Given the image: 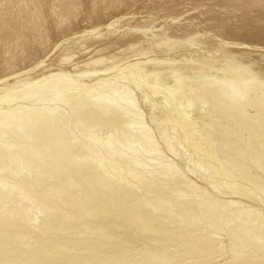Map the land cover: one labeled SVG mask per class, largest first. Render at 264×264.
Here are the masks:
<instances>
[{
    "label": "rangeland",
    "instance_id": "1",
    "mask_svg": "<svg viewBox=\"0 0 264 264\" xmlns=\"http://www.w3.org/2000/svg\"><path fill=\"white\" fill-rule=\"evenodd\" d=\"M87 1L89 3H87ZM98 1L99 0H81L80 9L77 11L78 13H75L79 15L75 17V19L69 20L66 25H58L56 21L60 14L59 8L56 7L55 0H42L41 7L43 9L40 7L39 12L43 16L42 23L45 27L47 48H50V51L45 58L40 57L41 59L37 58L38 60L26 61L24 65L20 66L23 67L22 69L27 68L28 70V68L31 69L32 67L33 69L19 73L18 75L16 74L15 76H9L11 78L8 79L5 75L6 80L0 82L2 84L6 83L9 87L13 80L19 78L18 82H22L23 78L28 74L38 72L41 68L52 69L53 67L55 71L65 70L69 72L65 77L55 79L49 78L46 82L44 78L42 84H39L41 81L37 83L34 81L33 83L35 84L30 83L28 87L18 89L21 92L18 91V94L11 96V98L9 96V100L8 97L5 98L6 100H0V123L2 125H5L2 121L10 122L12 119L23 122L18 124L17 127L11 126L9 129H4L5 131L2 132V134L0 132L1 146H4V148H15L23 145L29 146L27 144H31V142L32 144L30 146L37 145V139L30 138V136L25 137L26 139L23 137V139H18L14 136L15 133L11 132H18L26 125L28 126V122H32L33 119V122H39L36 123V126L35 122L33 123V130L37 128V131H40L42 128L41 122L44 120L42 118L45 117L46 123L49 121V125L46 124V126H49V128L52 126V129H50L52 133L48 138L51 141H46V149L44 150L46 155L41 153L42 157L39 159L45 160L46 157L48 162L53 163L56 161L55 158L60 154H64L70 157V161L68 162L74 163L72 159L74 160L76 156L87 155L85 156L86 158L89 157L88 159L96 161L95 166L98 169L104 170L102 179L108 177L106 169L109 162L110 164H114L113 166L118 167L116 170L117 172L114 173V177L118 179V183L120 182L118 185L119 189H115L116 191H113V194H111L109 190H114L115 187L113 186V188L111 187L112 185H108L107 182L105 183L97 178L98 175L95 172L98 170L96 167H92L91 171H87L86 168L81 165L77 174L71 175L70 180H72L74 184L72 185L71 183L72 186L67 187V189L73 187L76 188L79 193L81 192L79 196L83 199L82 203L85 205V209H90L91 215L87 216L86 213H81L82 216L80 215V219L76 220V223L80 227H71L66 223V220L61 222V224L57 222L59 214L56 211L65 212L67 210L66 212L70 213L69 209H66L60 203L57 204L58 206L48 205L52 208H48V212H46V228L57 226V229H48L46 234L39 237L42 239L37 242L38 244L34 243L33 248H38L43 242L46 243V246L53 245L52 247L54 250L52 249V252L46 255L47 264H174V261H176L177 264H190L191 261H196L200 256H203L202 259L204 261L210 259L212 264H241V258L245 255L252 257L253 255L260 254V252L264 255V160L262 159L264 158V87L260 84V71L262 68L264 69V42H261V44L255 43L253 44L254 46L250 43L247 44V41H239L240 39L235 40L236 42L234 40L229 42L230 38L228 39L227 37V40L224 36L220 38L219 35H217V29L212 27L209 28L211 23L228 18L229 14L227 13L229 10L234 8L236 11H239L244 3L251 0ZM50 12L55 13L53 18L50 17ZM87 28L94 29V33L84 32ZM178 32L181 36H187V38L190 39H194L199 35H205L208 39L205 37V40L196 42L201 45L193 44L195 42L191 41L185 46L181 44V46H179L181 48L177 49L178 45L175 42ZM98 37L101 41L96 43V48L89 49L88 52L81 51L77 55L73 53L81 42H85V40L89 39L98 40ZM223 38L225 41L222 40ZM209 39L210 41L213 39L211 41L212 44H221L223 42L222 44L226 46L227 43H229L230 45L228 44L227 47L229 50L235 51L237 49L239 51L241 47V51L254 52L258 50V52L256 51L257 54H260L259 51L262 52L260 57L262 61L258 63L253 62V66L246 63L245 60L239 59L229 51H223L218 48L209 49V46L212 45L211 42L209 44ZM109 42H111V44ZM224 42H226V44ZM124 43L125 46L122 45ZM233 43L236 47L232 45ZM128 44H130L129 47H127ZM207 45L208 47H206ZM246 46H250V48L252 46V48L248 49ZM58 48H62L60 50L62 51L61 53H55V50ZM116 48L120 50H116ZM139 48L141 50H137ZM200 50H203L205 55L207 54L206 56L208 59L213 61L208 62V66L219 64L223 67L219 69L222 77L217 74V68H215L210 72H208L209 70H206L207 72L200 69L198 72L195 70V74L191 75V78L198 76L197 74L202 71L208 74L207 77H213V79H217L218 81L219 79L222 81L225 79L228 84L234 86L235 89L233 91L236 92V94L230 93L225 87L222 88V86H224L223 84L222 86L219 84L216 86L218 89L214 88L212 92L210 91V96H213L211 98L213 101H208L206 103L207 100H203L204 105L201 106L203 102L201 103L199 99V101L195 99L199 103L196 101L193 103L189 102L190 98H188V93L190 94V90H186L187 93L184 87L181 88L180 85H177V88H179L178 91H181V94L179 93L177 95L175 94V90H173L174 88H168L170 84H173L171 83L172 80L168 79L169 81L167 80L166 83L168 84L166 86L162 85L155 88L149 86L147 83L154 77L159 76L158 72L164 76L167 75V70L164 69V67L161 70H154L151 72L150 70L152 68L146 69L147 63L165 64V61H167V64L170 62L180 63L182 62L180 58L187 57L186 61L184 60V65H187L186 63H188L189 66L191 63L195 65L197 61H200ZM129 51L134 52L130 56L125 55L131 53ZM114 52L115 54L121 53V56L120 59H116L118 63L112 69L101 72L98 71L92 75L79 74V78H77L79 75L75 77L71 74L72 71H76H74L76 68L88 70L90 67L102 65L108 63V61L111 63L112 61L111 59L109 60V55H113ZM190 60L191 62H189ZM193 65L191 66L193 67ZM229 68L230 70H228ZM232 68L236 69L234 77L229 74H233ZM95 69L99 70L100 68L98 67ZM190 71H194L193 68H191ZM263 72L264 70L262 73ZM190 73L193 74V72ZM70 74L72 78L69 76ZM137 75L138 77L134 78V82L136 85H142V89L136 87L132 81H128L127 79V77H135ZM216 75H219V79ZM187 76L188 75H186V77ZM129 80H131V78ZM122 84L129 86L126 87ZM259 84L260 86L257 87ZM7 85L0 87V90L5 91L3 89H5ZM62 85L66 88V92L64 91V93H62L60 89ZM160 88L161 90H159ZM253 89H256L257 93ZM143 90H145L146 95L149 97L144 95ZM18 96L20 97L19 99L17 98ZM142 96L146 97V100ZM104 97H106L105 99L110 98L109 106L106 107L107 109H104L106 112H90V107H87V112L85 111L88 104L90 106L95 100L100 101V98L102 100ZM239 98H245L246 105L244 102L242 103L239 101ZM158 100H163V103L161 102L159 104V102H157ZM78 101H80L78 104L73 105ZM195 104L198 105L195 106ZM79 105L83 108H76V106ZM117 105L120 109H116L119 108ZM20 106L24 107L25 110H19L20 112L15 111L16 109H21ZM206 106L210 107L207 108ZM40 107H43L42 112H37ZM10 109L12 113H14L15 118L13 117L9 119V121L4 117H7L9 113L10 117L13 115L9 112ZM111 109L114 111L112 112ZM204 109L207 110V113ZM77 110H80L82 113L79 114L80 111ZM120 110H122V112ZM116 112L121 114L119 116H122L121 118L124 122L117 130L112 126V123L116 124ZM126 112H128L127 115L130 114L133 119L130 118V115L126 117L127 115H124ZM39 113H42V115H39ZM114 114L116 118L113 116ZM129 118L131 119V123ZM134 118L137 120L135 121ZM1 124L0 129L2 126ZM91 127H93V129ZM138 127H140L139 129H141L142 132L137 129ZM245 127L246 129H244ZM86 129L87 131L91 129L89 133L92 132V135H89L92 136L93 139L95 137V141H98L97 138H99V140L107 139L106 142H104L105 140L98 142L100 145L94 144V140V142L92 141L90 144L86 143L87 141L85 138L87 135L84 134ZM115 131H118L120 134ZM55 133L57 134L55 135ZM61 133L64 136H62ZM122 133H126L127 136H129L126 137V134L122 135ZM123 136L126 140L130 138V140H127L128 143L123 140ZM108 138L111 142L108 141ZM84 139L85 142L83 141ZM117 139H120V141ZM121 141L122 143L120 144ZM47 143L49 145H47ZM110 143H112V145ZM124 143H127V145ZM39 144L40 142H38V145ZM115 147H117V149ZM121 147L123 148L121 149ZM146 150L149 152L144 153ZM154 151L156 153H154ZM260 157L261 161L259 160ZM145 159L149 160L146 161ZM13 162L15 164L11 162L7 165V170L3 168L1 171L0 169V191L2 190L9 196L19 197L20 189L19 187L16 188V179L13 178L11 174V176H8L7 173L10 169L19 167L22 161H20V163H17V161ZM11 164L16 166H10ZM67 164L70 165L67 162L58 163L60 171L57 170L59 169L58 166L51 168L47 165L46 167L48 169L51 168L52 171L55 170L53 173H50V170L48 175L58 177L56 174L62 172ZM125 165L127 166L126 168ZM26 175L24 174L22 177L23 179L19 182H29L28 178L31 174H28V176ZM87 178L91 179L87 180ZM2 180L4 181L2 182ZM131 189L139 190L137 193L141 195L140 197L146 205V207L144 205L142 209L144 211L151 210L153 212L149 214L152 218L146 219V222H143L142 219L140 220L139 218L138 222L140 223V221H142V223H140L141 225L152 223L154 228L163 230V233L153 232L146 234L135 226L131 216L139 214V212L143 210L141 208H132L127 204L128 199L130 200L132 198V193H129ZM140 191H143V194ZM48 194L49 193L46 192V195ZM39 199L42 202L43 199ZM35 200L36 205H41L37 198H35ZM188 201L190 203H188ZM156 203L161 205L159 210H154V205ZM5 205L7 206L8 204ZM117 205H119V208L121 207V210L116 208ZM1 206L3 207V205ZM19 207L20 205L15 208ZM9 210L12 211L10 208ZM239 210L242 211V214H240ZM117 211H120L119 214ZM3 214L4 213H2V215L0 214V225H2L0 226V232L4 231L3 235H5L14 232L17 225L14 226V224H12L13 220H10L7 214ZM123 214H126V216ZM188 214L190 216H188ZM70 216L72 217L73 215ZM185 216H188V220ZM73 217L75 218V216ZM90 217H92L91 221L88 225L83 227L86 223L85 219L88 221ZM8 219L12 223H10ZM103 222L106 223L104 224ZM122 222L124 225H120ZM184 222H186V224H184ZM102 224L104 225L103 227ZM201 226L206 227H203V229ZM176 228H179V234L190 231L192 236L188 240L182 239L181 237L169 239L165 233L175 230ZM27 232H30L29 236L33 238L32 240H36L37 237L34 238V231ZM102 235L104 236L101 237ZM201 235L204 236L203 238H210V240L216 239L215 241H219L220 246L212 248L202 243V241H198L197 236ZM147 238L151 239V241H148ZM96 240L101 243L95 245L94 242ZM91 241L93 243H91ZM40 242L41 244L39 245ZM230 243L233 244L230 245ZM251 243L252 245L254 244L253 247ZM17 248H19V246H17ZM33 248H29L30 250H26V248V251L23 250L24 253H27L25 257L40 258L39 254L32 250ZM261 249H263V252ZM162 253H167L166 258H168L170 262L163 261L161 263H156L154 259H152V256L157 257ZM22 254H20V256ZM14 257L11 256L7 258H13L14 264H28L29 262L31 264L38 263L37 259L36 263L35 260H30L25 263L22 260H17L16 258L18 256Z\"/></svg>",
    "mask_w": 264,
    "mask_h": 264
},
{
    "label": "bare ground",
    "instance_id": "2",
    "mask_svg": "<svg viewBox=\"0 0 264 264\" xmlns=\"http://www.w3.org/2000/svg\"><path fill=\"white\" fill-rule=\"evenodd\" d=\"M41 1L42 0H0V82L1 81H5L6 80V76H7V79L8 78H11L9 76H15L16 74L18 75L19 73H22V72H27L28 70H31L33 69V67L30 69L27 68L26 69H22L23 67H20L22 65H24V63L26 61H30V60H38L40 57L42 58H45L48 54V52L50 51V48L48 49L47 48V39H46V32H45V27L42 23V19H43V16L41 15V13L39 12V9L41 7ZM100 1V0H99ZM98 1V2H99ZM123 1V0H122ZM55 4H56V7L59 8V14L60 16L57 17V21H56V24L58 25H61V24H68L67 22L69 20H72L73 18L75 19V17H77L79 14H75V13H78L77 11L80 9V6H81V0H55ZM93 2V1H92ZM154 2V1H152ZM192 2V1H191ZM50 3V1H49ZM87 3H89L87 1ZM86 4V3H85ZM105 4V3H104ZM83 5V4H82ZM97 5V4H96ZM115 5V4H114ZM113 5V6H114ZM234 5V4H233ZM237 5V4H236ZM90 7V6H89ZM107 7V6H106ZM42 8V7H41ZM109 8V7H108ZM43 9V8H42ZM93 9V8H92ZM105 9V8H104ZM107 9V8H106ZM100 10V9H99ZM58 11V10H57ZM94 11V10H92ZM106 11V10H105ZM90 12V11H89ZM109 12V11H108ZM114 13V12H113ZM54 14L53 12H50L49 15L50 17H54ZM229 14V17L228 18H224V20H220L218 22H214V23H211L209 25V28L212 27V28H215L217 29V32L219 35V37H223L227 40V37L228 39L230 38L229 42L231 40H238L240 39L239 41H243L246 42L247 44H258L261 42H264V0H251V1H248L246 3L243 4V6L240 7V10L239 11H236L234 8H232L231 10L228 11ZM93 15V14H92ZM207 15V14H206ZM57 16V15H56ZM84 16V15H83ZM114 16V15H113ZM193 16V15H192ZM228 16V15H226ZM220 17V16H219ZM90 18V17H89ZM176 19V17H175ZM177 20V19H176ZM175 21V20H173ZM73 26V24H72ZM109 27V26H108ZM111 28V27H110ZM214 30V29H212ZM93 32L94 29H89L87 28L84 32ZM61 32V31H60ZM188 32V31H187ZM210 32V31H209ZM58 33V32H57ZM73 33V32H72ZM94 33V32H93ZM75 35V34H74ZM177 38H176V42L177 45H178V48H181L179 46H181V44H184L183 46L187 45V43H190L191 41H194L195 43L193 44H199V43H196L197 41H202V40H205V37L207 38V36H198L194 39H190V38H187L184 37V36H181L180 33L178 32L176 34ZM216 36V35H215ZM89 37V36H88ZM59 38V37H58ZM216 38V37H215ZM224 38L222 40H224ZM208 39V38H207ZM108 40V39H107ZM184 40H187V41H184ZM213 40V39H212ZM211 40V41H212ZM216 40V39H215ZM218 40V39H217ZM65 41V40H64ZM101 40L100 38L98 37V40L94 39V40H85V42H81L79 44V46L76 48V50H74V54L77 55L79 52L81 51H86L88 52L89 49H94L96 48V43H99ZM184 41V42H183ZM210 39H209V44H210ZM225 41V40H224ZM233 41V42H234ZM183 42V43H182ZM219 42V40H218ZM236 42V41H235ZM238 42V41H237ZM111 44V42H109ZM223 43V42H222ZM212 44L211 42V46H209L210 48L209 49H222L223 51H229L230 53L236 55V57H238L239 59L241 60H245L246 63H248L249 65H253L254 66V63L253 62H261L262 60H260L261 58V55H262V52L259 51L260 54H257L256 51L258 52V50L256 51H251V52H247L245 50L241 51L242 50V47H241V50H229L228 47V44L225 46L223 44ZM226 44V42H224ZM118 44V43H116ZM143 44V43H142ZM206 44V43H205ZM204 44V45H205ZM244 44V43H243ZM56 45V44H55ZM125 46V43L122 44ZM135 45V44H134ZM144 45V44H143ZM201 45V44H199ZM230 45V44H229ZM234 45V43L232 44ZM238 45V44H236ZM241 45V43H240ZM54 46V45H53ZM82 46V47H81ZM130 44L127 45V47H129ZM235 46V45H234ZM254 46V45H253ZM259 46V45H258ZM262 46V45H261ZM264 46V45H263ZM117 47V46H115ZM200 47V46H199ZM208 47V45L206 46ZM230 47V46H229ZM236 47V46H235ZM248 49L250 48V46H246ZM245 47V49H246ZM257 47V46H256ZM189 48V46H188ZM232 48V47H231ZM239 48V46H238ZM244 48V46H243ZM252 48V46H251ZM250 48V49H251ZM261 48V47H259ZM62 48H58L57 50H55V53L58 52V53H61L62 51H60ZM119 48H116V50H118ZM123 49V48H122ZM195 49V48H194ZM234 49V48H233ZM71 50V49H70ZM98 50V49H97ZM120 50V49H119ZM135 50V49H134ZM137 50H141L140 48L137 49ZM143 50V49H142ZM205 50V49H204ZM254 50V49H253ZM54 51V50H53ZM91 51V50H90ZM125 51V50H124ZM123 51V52H124ZM136 51V50H135ZM249 51V50H248ZM118 52V51H117ZM121 52V51H119ZM122 52V53H123ZM131 53H127L125 55H132L133 52L132 51H129ZM179 52V51H178ZM176 52V53H178ZM188 52V51H187ZM195 52V51H194ZM54 53V52H53ZM175 53V54H176ZM184 53V52H183ZM100 54V53H99ZM119 54V55H118ZM199 54H201L199 57H200V61H197L195 65H193L191 63V65H193V67L189 66L188 63H186L187 65H184L185 64V61H186V58H180V61L182 62H178V63H168L167 64V61H165L166 63L165 64H161V63H147V67L146 69H151L150 71L153 72L154 70H161L163 67L164 69L167 70L166 74L167 75H163L161 74L160 72H158V75L159 76H156L154 77L151 81L147 82L149 84V86H152V87H158V86H166L168 83L167 80H172L171 83L173 84H170L168 86V88L172 87L171 89L175 90V94H181V91H178L179 88H177V85H180L181 88L184 87L185 91L187 90H190V94L188 93V98H190V103L196 101L195 99H199L201 100V103L203 102V104L201 106L204 105V101H206V103L208 101H213V99H211L213 96H210L211 95V92L214 88H216V86H218L220 84V86H222V84L224 86H222V88H226L227 90H229V92L232 94H236V92H234L233 90L235 89L234 86L228 84V82L224 79L223 81L219 79V75L222 77L221 73H220V68H223L221 67L219 64L218 65H214L212 64L211 65H207L208 62L212 61L210 59H208V57L205 55V52L203 50H200L199 51ZM101 55V54H100ZM186 55V54H185ZM189 55V54H188ZM198 55V54H197ZM120 56H121V53H117L115 54V52L113 53V55H109V60L111 59V63H104L102 65H97L95 67H90L88 70H85L82 66L83 69H80V68H76L74 69L75 72H71L72 75H74L76 77V75L78 76L79 74H94L95 72L97 73L98 71H105V70H109V69H112L117 63H118V60H116L117 58L120 59ZM182 56V55H181ZM192 56V55H191ZM38 58V59H37ZM64 58V57H63ZM210 58V57H209ZM222 58V57H221ZM41 59V58H40ZM100 59V58H99ZM124 59V58H123ZM176 59V58H175ZM197 59V58H196ZM70 60V59H69ZM72 60V59H71ZM85 60V59H84ZM164 60V59H163ZM174 60V59H173ZM185 60V61H184ZM103 61V60H102ZM172 61V60H171ZM37 62V61H35ZM95 62V61H94ZM177 62V61H176ZM191 62V60L189 61ZM213 62V61H212ZM98 63V62H96ZM182 63V64H181ZM215 63V62H214ZM220 63V62H219ZM243 63V62H242ZM40 64V63H39ZM93 64V63H92ZM143 64V63H142ZM27 65V64H26ZM30 65V64H29ZM95 65V64H94ZM262 65V64H261ZM18 66V67H17ZM256 66V65H255ZM31 67V66H30ZM36 67V66H35ZM100 68L99 70L98 69H95V68ZM232 67V66H231ZM230 67V68H231ZM263 67V66H262ZM19 68V69H18ZM56 68V67H55ZM93 68V69H92ZM193 68L194 71H190V69ZM215 68H217V74L219 75H216V77H218L219 81L217 79H213V77H207L208 74H205V72H202L203 70H209L208 72L210 71H213ZM230 68L228 70H230ZM53 69V67H52ZM47 69V68H44V69H39L38 72H34V73H30L28 74L25 78H23V81L22 82H18V79H15L11 82V84L8 85L5 83V84H2L0 85V87H4L5 85H7V87L3 90L5 91H1L0 90V100L1 99H5L6 97H8V100H9V96L11 98V96H15L17 95L18 91L21 92L20 88H26L30 85V83L32 84L34 81L35 83L41 81L39 84H42L44 82V78H45V82L47 80H49V78L51 79H55V78H62V77H65V75H67L69 72L65 71V70H57L55 71L54 69ZM200 70H202L199 75V73L197 74L198 76L196 77H192L191 78V75H194L195 74V70H197V72ZM246 69V68H245ZM144 70V69H143ZM224 70V69H223ZM264 69L262 68V70L260 71L261 73V79H260V84H262V87H264V72L262 73ZM183 71V73H182ZM193 72V74H191L190 72ZM216 71V70H215ZM196 72V73H197ZM207 72V71H206ZM227 73V72H226ZM232 73H229L232 77L235 76L236 74V69L232 68ZM71 74L69 75L71 77ZM123 74V73H122ZM171 74V75H170ZM241 74V73H240ZM6 75V76H5ZM80 75L77 77L79 78ZM186 75H188L186 77ZM215 75V74H214ZM237 76V75H236ZM83 77V76H82ZM138 77L135 76V77H127L128 81H132L134 84V78ZM172 77V78H170ZM186 77V79H185ZM72 78V77H71ZM131 78V80H129ZM215 78V77H214ZM107 79V78H106ZM109 79V78H108ZM126 79V80H127ZM191 79V80H190ZM222 79V78H221ZM124 80V79H123ZM157 80H161V81H157ZM168 80V81H169ZM197 80V81H196ZM20 81V80H19ZM252 81V80H251ZM107 82V81H105ZM104 82V83H105ZM109 82V81H108ZM122 82V81H121ZM33 83V84H35ZM69 83V82H68ZM129 83V82H128ZM179 83V84H178ZM234 83V82H233ZM107 84V83H106ZM113 84V83H112ZM236 84V83H235ZM251 84V83H250ZM257 85V87L260 86ZM13 85V86H12ZM38 85V84H37ZM71 85V83H70ZM114 85V84H113ZM117 85V84H116ZM123 85V84H122ZM144 85V84H143ZM146 85V83H145ZM240 85V84H239ZM25 86V87H24ZM78 86V85H77ZM123 86H126V85H123ZM129 86V85H128ZM126 86V87H128ZM131 86V85H130ZM134 86V85H133ZM136 87H140L142 85H136ZM232 86V87H231ZM250 86V85H249ZM32 87V86H31ZM146 87V86H145ZM231 87V88H230ZM107 88V87H106ZM147 88V87H146ZM177 88V89H176ZM30 89V88H29ZM61 92L64 93L65 89L64 88V85L61 86ZM123 89V88H122ZM129 89V88H128ZM127 89V90H128ZM142 89V88H141ZM148 89V88H147ZM158 89V88H157ZM156 89V90H157ZM218 89V87L216 88ZM221 89V88H219ZM113 90V89H112ZM134 90V89H133ZM140 90V89H139ZM161 90V88L159 89ZM223 90V89H222ZM254 90V89H253ZM68 91V90H67ZM71 91V90H70ZM142 91V90H141ZM177 91V92H176ZM184 91V90H183ZM182 91V93H183ZM211 91V92H210ZM215 91V90H214ZM218 91V90H217ZM225 91V90H224ZM256 93V89L254 90ZM66 92V91H65ZM69 92V91H68ZM75 92V91H73ZM122 92V91H121ZM125 92V91H124ZM210 92V93H209ZM220 92V91H218ZM61 93V94H62ZM119 93V92H118ZM130 93V92H129ZM143 93L145 96H148L146 95L145 93V90H143ZM217 93V92H216ZM21 94V93H20ZM66 94V93H65ZM98 94V93H97ZM93 95V94H92ZM124 95V94H123ZM214 95V94H213ZM27 96V95H26ZM79 96V95H78ZM127 96V95H126ZM187 96V95H186ZM23 97V95H22ZM59 97V96H58ZM86 97V96H85ZM127 97H130V96H127ZM144 99L146 97L142 96ZM149 97V96H148ZM240 97V96H239ZM18 99L20 98L19 96L17 97ZM62 98V97H61ZM106 97H104L105 99ZM15 99V97H14ZM102 99L100 98V101L98 100H95L94 102L91 103V105L89 106H86V112H87V107L90 109V112H106V110H104L107 106H109V103H110V98H107V99ZM129 99V98H128ZM215 99V98H214ZM242 103L244 102L245 103V98L241 99L239 98ZM6 100V99H5ZM11 100V99H10ZM66 100V99H65ZM127 100V99H126ZM146 100V99H145ZM157 100V99H156ZM198 100V101H199ZM204 100V101H203ZM4 101V100H3ZM163 101V100H162ZM162 101H157L159 102V104L162 102ZM198 101H196L197 103H199ZM248 101V99H247ZM80 101L74 103L73 105L75 104H78ZM134 102V101H133ZM168 102V100H167ZM5 103V102H4ZM163 103V102H162ZM188 103V102H187ZM212 103V102H210ZM215 103V102H214ZM241 103V104H242ZM9 104V103H8ZM84 104V103H83ZM165 104H166V101H165ZM164 104V105H165ZM213 104V103H212ZM198 105V104H195V106ZM206 105V104H205ZM214 105V104H213ZM218 105V104H217ZM246 105V103H245ZM4 106V105H3ZM113 106V105H112ZM194 106V104H193ZM199 106V107H201ZM243 106V105H242ZM21 107V106H20ZM78 107V109L80 108H83L82 106H76V108ZM115 107V106H114ZM117 107H119L117 105ZM126 107V106H125ZM205 107V106H204ZM203 107V108H204ZM207 107V106H206ZM210 107V106H208ZM207 107V108H208ZM234 107V106H233ZM23 108V109H22ZM43 108V107H42ZM42 108L40 107L38 109L37 112H42ZM112 108V107H111ZM206 108V109H207ZM231 108V107H230ZM1 109V108H0ZM37 109V108H36ZM85 109V108H84ZM107 109V108H106ZM110 109V108H109ZM114 109V108H113ZM116 109H120L119 108H116ZM124 109V108H122ZM126 109V108H125ZM19 110H25L24 107H21V109H16L15 111H19ZM35 110V109H34ZM76 110V109H75ZM199 110V108H198ZM205 110V109H204ZM61 111V110H60ZM77 111H80V110H77ZM112 111V109H111ZM114 111V110H113ZM112 111V112H113ZM116 111V110H115ZM122 112V110H120ZM127 111V110H126ZM207 110H205L206 112ZM209 111V110H208ZM2 112V111H1ZM11 114H13L11 117L9 116L10 113L7 115V117H4L6 120H9V119H12L13 117L15 118L14 116V113H12L11 109L10 111ZM20 112V111H19ZM59 112V111H58ZM84 112V113H86ZM202 112V111H201ZM243 112V111H242ZM8 113V112H7ZM6 113V114H7ZM27 113V112H26ZM74 113V112H73ZM82 113L81 111L79 112V114ZM117 113V120H116V124H113L112 123V126H114L115 130H117L118 128H120L122 126V124L124 123L122 121V116L120 117L119 115L121 114H118ZM125 113V112H124ZM207 113V112H206ZM17 114V112H16ZM21 114V113H20ZM23 114V113H22ZM25 114V113H24ZM42 115V113H39V115ZM110 114V113H109ZM128 112H126V114L124 115H127ZM243 114V113H242ZM19 115V114H18ZM27 115V114H26ZM38 115V116H39ZM97 115V114H96ZM130 115V114H129ZM129 115H127L126 117H128ZM17 116V115H16ZM28 116V115H27ZM26 116V118H27ZM104 116V115H103ZM113 116H115L116 118V115L114 114ZM236 116V115H235ZM51 117V116H50ZM125 117V118H126ZM241 117V116H240ZM19 118V117H18ZM22 118V117H21ZM58 118V117H56ZM62 118V117H61ZM130 118L133 119V117H131L130 115ZM129 118V119H130ZM24 119V118H23ZM31 119V118H29ZM37 119V118H36ZM42 120L43 122L42 123V128L40 131H37V128H35V130H33V120L32 122H28V126L26 125L25 127H23V129H20L18 132H15V131H12L11 133H15L14 136L16 138H25L27 136H30V138H35L37 139V145H38V142H40V146L38 145H32V142L31 144H27L29 146H20V147H15V148H4V146H1L2 144H0V169L2 171V169L4 168V170H7V165L10 164L11 162L14 163L13 161H17V163H20V161H22L20 164L19 167L15 168V169H8V176H11L13 178L16 179V185L19 189H20V196L19 197H16V196H9L7 195L5 192H3L2 190L0 191V214L2 215V213L4 214H7V217L10 218V220H13L12 222L9 220L10 223L17 225L16 227V230L12 233H7L5 235L4 234V231L3 232H0V257H4V258H0V264H14L13 262V258H7V257H14V256H18L16 259L17 260H22L24 261L25 263L28 262V261H32V260H35V263L37 262L38 260V263L37 264H47L46 263V255L49 253V252H52V249L54 250V248L52 246H46V243H42L41 242L39 243L40 246H38V248H33L34 246V243L35 244H38L37 242L40 241L42 238H39L40 236H42L43 234H46V231L48 229H57V226H52L51 228H46V224L47 222L45 221V216H46V212H48V208H50V206L48 205H57L58 203L62 204L66 209H69L70 210V213L68 212H62V211H56L58 214H59V217H58V220L57 222L61 224V222H64L65 220L67 221L66 223L69 224L71 227H80L77 223H76V220L80 219L79 217L82 216L81 213H86L87 216H90V209H85V205L82 203L83 199L79 196V191L76 190V188H69L67 189V187H70L72 186L74 183L72 182V180H70L71 178V175H75L77 174V171L80 170L79 167L81 165L84 166V168H86L87 171H91L92 170V167H96V161L93 160V159H88L86 158L85 156L87 155H81V156H76L74 158V160L72 159V161L74 163H71V162H68L70 161V157L64 155V154H60L57 158H55L56 161H54L53 163L52 162H48L46 157H45V160H41L39 159L40 157H42V154L46 155V153H44V150L46 149V141L49 142L51 140H49L48 138L50 137L51 135V131L50 129H52V126L51 128H49V126H46V124L49 123V121L46 123V119L45 117H43ZM128 119V118H127ZM131 119H130V123H131ZM135 119V118H134ZM51 120V119H50ZM112 120V119H111ZM125 120V119H123ZM137 119H135L136 121ZM2 121V120H1ZM10 121V120H9ZM23 121V120H22ZM27 121V120H26ZM61 121V120H60ZM128 121V120H127ZM133 121V120H132ZM263 121V120H262ZM3 124L5 125H2L1 123V134L2 132H4L6 129H9L11 128V126H18V124L20 123H23L21 122L20 120H14L12 119L10 122L8 121H2ZM38 122V121H37ZM35 122V126H36V123ZM74 122V121H73ZM126 122V121H125ZM160 122V121H159ZM227 122V121H226ZM39 123V122H38ZM129 123V122H127ZM137 123V122H135ZM51 124V123H50ZM138 124V123H137ZM136 124V125H137ZM244 124V123H243ZM49 125V124H48ZM56 125V124H55ZM78 125V124H77ZM93 125V124H92ZM126 125V124H125ZM158 125V124H157ZM260 125V124H259ZM34 126V127H35ZM54 126V125H53ZM57 126V125H56ZM54 126V127H56ZM88 126V125H87ZM139 126V125H138ZM141 126V125H140ZM252 126V125H251ZM124 127V125H123ZM128 127V126H126ZM250 127V126H249ZM255 127V126H254ZM39 128V127H38ZM57 128V127H56ZM93 129V127H91ZM133 128V127H132ZM140 127H138L137 129H139ZM142 128V127H141ZM159 128V127H158ZM260 128V126H259ZM5 129V130H4ZM130 129V128H129ZM238 129V128H237ZM246 129V127L244 128ZM252 129V127H251ZM255 129V128H254ZM91 129H89L90 131ZM135 130V129H134ZM141 131V129H139ZM253 130V129H252ZM57 131V130H56ZM55 131V132H56ZM61 131V130H59ZM89 131H87V129L85 130V133L86 134V143L90 144V142H92L93 140L95 141V137L93 139L92 136H90L89 134H91L92 132L89 133ZM139 131V132H140ZM246 131V130H245ZM249 131V130H248ZM251 131V130H250ZM8 132V131H6ZM113 132V131H112ZM116 132V131H115ZM114 132V133H115ZM121 132V131H120ZM135 132V131H134ZM142 132V131H141ZM58 133V132H57ZM55 133V135L57 134ZM88 133V134H87ZM111 133V132H110ZM112 133V134H114ZM116 133H119L118 131ZM115 133V134H116ZM164 133V132H163ZM245 133V132H244ZM4 134V133H3ZM62 134V133H61ZM70 134V133H69ZM80 134V133H79ZM120 134V133H119ZM124 133H122L123 135ZM126 134V133H125ZM124 134V135H125ZM53 135V134H52ZM60 135V134H59ZM92 135V134H91ZM104 135V134H103ZM146 135V134H145ZM62 136H64L62 134ZM74 136V135H73ZM118 136V135H117ZM129 136V135H128ZM127 134H126V137H128ZM147 136V135H146ZM145 136V137H146ZM243 136V135H242ZM4 137V136H3ZM75 137H78V136H75ZM74 137V138H75ZM81 137V136H80ZM142 137V136H141ZM251 137V136H250ZM14 138V137H13ZM22 138V139H23ZM113 138V137H111ZM117 138V137H116ZM122 138V136H121ZM123 140H125L127 142V140H130L129 139H125V137L123 136ZM254 138V137H253ZM26 139V138H25ZM29 139V138H27ZM48 139V140H47ZM82 139V138H81ZM85 139L83 140L85 142ZM98 141H93L94 144H98V142L100 141H104V140H99V138H97ZM96 139V140H97ZM152 139V138H151ZM3 140V139H2ZM32 140V139H30ZM80 140V138H79ZM107 140V139H106ZM106 140L104 142H106ZM120 141V139H117ZM122 140V141H123ZM138 140V139H137ZM150 140V139H149ZM249 140V139H248ZM70 141V140H69ZM72 141V139H71ZM81 141V140H80ZM108 141L111 142L108 138ZM107 141V143H108ZM113 141V140H112ZM122 141L120 142V144L122 143ZM154 141V140H153ZM34 142V141H33ZM103 142V143H104ZM1 143V142H0ZM7 143V142H5ZM10 143V142H9ZM35 143V142H34ZM33 143V144H34ZM78 143V142H77ZM106 143V145H107ZM128 143V142H127ZM127 143H124L127 145ZM130 143V141H129ZM254 143V142H253ZM8 144V143H7ZM6 144V145H7ZM93 144V143H91ZM102 144V143H101ZM112 145V143H110ZM264 144V143H263ZM9 145V144H8ZM47 145H49L47 143ZM100 145V144H98ZM105 145V144H104ZM103 145V146H104ZM109 145V144H108ZM130 145V144H129ZM115 146V145H114ZM123 146V145H121ZM131 146V145H130ZM8 147V146H7ZM105 147V146H104ZM126 147V146H125ZM134 147V146H133ZM136 147V146H135ZM117 149V147H115ZM123 147H121L122 149ZM86 149V148H85ZM115 149V150H116ZM147 149V148H145ZM260 149V148H259ZM83 150H84V147H83ZM92 150V149H91ZM119 150V148H118ZM256 150V149H255ZM258 150V149H257ZM87 151V150H86ZM123 151V150H121ZM126 151V150H125ZM145 151V150H144ZM152 151V150H151ZM85 152V151H83ZM92 152V151H91ZM99 152V151H98ZM129 152V151H128ZM149 151L146 150V152L144 153H147ZM203 152V151H202ZM262 152V151H261ZM260 152V153H261ZM42 153V154H41ZM142 153V154H144ZM153 153V152H152ZM154 153H156L154 151ZM153 153V154H154ZM258 153V152H257ZM123 154V153H122ZM141 154V153H140ZM126 155V154H125ZM146 155V154H145ZM149 155V154H148ZM152 155V154H151ZM157 155V154H156ZM160 155V154H158ZM259 155V153H258ZM134 156V155H133ZM262 156V155H261ZM99 157V156H98ZM126 157V156H125ZM131 157V156H130ZM136 157V155H135ZM220 157V156H219ZM124 158V157H123ZM137 158V157H136ZM222 158V157H221ZM97 159V158H96ZM156 159V157H155ZM158 159V158H157ZM216 159V158H215ZM223 159V158H222ZM264 160V158H262ZM52 160V159H51ZM121 160V159H120ZM139 160V159H138ZM137 160V161H138ZM146 160V159H145ZM149 160V159H147ZM146 160V161H147ZM261 161V157L259 159ZM263 160H262V163H263ZM50 161V160H49ZM53 161V160H52ZM133 161V160H132ZM145 161V162H146ZM208 161V160H207ZM69 163L70 165L67 164L66 168L62 171V172H59L57 173L56 175L58 177H55V176H50L48 175V172L50 171V173H53V171L55 172V170L52 171L51 168H54L55 166H58L59 170L60 171V166L58 165V163ZM141 162V161H139ZM197 162V161H196ZM144 163V161H143ZM218 163V162H217ZM15 164V163H14ZM13 164V165H14ZM124 164V163H123ZM130 164H131V161H130ZM140 164V163H139ZM12 164L10 166H13ZM18 165V164H17ZM49 165L51 168H47L46 166ZM114 164H110V162L108 163L107 165V173H108V177L107 178H103V171L101 169H98L97 167V178L100 179V181H103V182H107L108 185H112L111 187L114 188L113 189H110L109 191H111V194H113L112 192L116 191L119 189V184L120 182L118 183L116 179V177H114V173H116L118 167L117 166H113ZM170 165V164H169ZM197 165V164H196ZM16 166V165H14ZM128 166V164H127ZM125 165V168L127 167ZM135 166V165H134ZM146 166V165H145ZM117 167V168H116ZM153 167V166H152ZM12 168V167H11ZM135 168V167H134ZM149 168V167H148ZM205 168V167H204ZM46 169H47V172H46ZM122 169V168H121ZM144 169V168H143ZM151 169V168H150ZM136 170V169H135ZM120 171V170H119ZM145 171V170H144ZM160 171V170H159ZM165 171V170H164ZM5 172V171H4ZM122 172V171H121ZM149 172V171H148ZM161 172V171H160ZM31 174V176L29 175V182H19L21 179H23V175L25 174ZM33 173V174H32ZM119 173V172H118ZM117 173V174H118ZM11 174V175H10ZM28 174L26 176H28ZM94 174V173H93ZM124 174V173H123ZM33 175V176H32ZM134 175V174H133ZM155 175V174H154ZM168 175V173H167ZM7 176V175H6ZM118 176V175H116ZM142 176V175H141ZM160 176V175H159ZM121 177V176H120ZM119 177V179H120ZM169 177V176H168ZM4 178V177H3ZM11 178V177H9ZM90 180L91 178H87V180ZM135 179V178H133ZM141 180V179H139ZM4 180H2L3 182ZM8 181V180H7ZM1 182V181H0ZM9 182V181H8ZM117 182V183H116ZM148 182V181H147ZM14 183V184H15ZM25 183V184H23ZM72 183V185H71ZM138 183V182H137ZM197 183V182H196ZM13 184V183H12ZM140 184V183H139ZM15 185V186H16ZM136 185V184H135ZM166 185V184H165ZM175 185V184H174ZM3 186V185H2ZM11 186V185H10ZM13 186V185H12ZM25 186V188H24ZM128 186V185H127ZM131 186V185H129ZM155 186V185H154ZM169 186V185H168ZM206 186V185H205ZM220 186V185H219ZM109 187V186H108ZM150 187V186H149ZM167 187V186H166ZM214 187V186H212ZM216 187V186H215ZM232 187V186H231ZM2 188V187H1ZM140 188V187H139ZM159 188V187H158ZM223 188V187H222ZM24 189V190H23ZM71 189V190H70ZM116 189V190H115ZM179 189V188H178ZM184 189V188H183ZM19 191V190H18ZM187 191V190H186ZM190 191V190H189ZM217 191V190H215ZM46 192L49 193L48 195H46ZM139 190H136V189H131L129 190V193H132V198L128 201H127V204H129L130 207L132 208H143V206L145 205L142 198L140 197L141 195H139ZM141 192V191H140ZM143 192V191H142ZM141 192V193H142ZM44 195H43V194ZM120 193V192H119ZM128 193V194H129ZM109 194V193H108ZM115 194V193H114ZM143 194V193H142ZM156 194V193H155ZM208 194V193H207ZM17 195V194H16ZM121 195V194H120ZM157 195V194H156ZM200 195V194H199ZM242 195V194H241ZM82 196V194H81ZM109 196V195H108ZM128 196V195H127ZM126 196V197H127ZM235 196V195H234ZM83 197V196H82ZM145 197V196H144ZM217 197V196H216ZM35 198H37L39 200V203L41 205H36L35 204ZM43 199L42 202L40 201V199ZM104 198V197H103ZM110 198V197H109ZM211 198V197H209ZM124 199V198H123ZM155 199V198H154ZM206 199V198H205ZM204 199V200H205ZM116 200V199H115ZM149 200V199H148ZM151 200V199H150ZM170 200V199H169ZM159 201V200H158ZM164 201V200H162ZM167 201V200H166ZM191 201V200H190ZM45 202V203H43ZM109 202V201H108ZM116 202V201H115ZM149 202V201H148ZM153 202V201H151ZM185 202V201H184ZM196 202V201H195ZM166 203V202H165ZM188 203H190L188 201ZM211 203V202H210ZM5 204H8L6 206ZM83 204V205H82ZM114 204V203H113ZM167 204V203H166ZM165 204V205H166ZM183 204V202H182ZM3 205V207L1 206ZM18 207L20 205L19 208H15L16 206ZM110 205V204H109ZM122 205V204H120ZM247 205V204H246ZM6 206V207H5ZM58 206V205H57ZM116 206V205H115ZM119 205H117L116 208H119L118 207ZM124 206V205H123ZM128 206V207H129ZM185 206V205H184ZM8 207V208H7ZM127 207V205H126ZM146 207V205H145ZM163 207V206H162ZM165 207V206H164ZM186 207V206H185ZM7 208V209H6ZM12 209L11 210H9ZM121 208V207H120ZM119 208V209H120ZM131 208V209H132ZM161 208V205L156 203L154 205V210H159ZM113 209L115 210V208L113 207ZM118 210V209H116ZM121 210V209H120ZM127 210V209H126ZM143 210V209H142ZM185 210V209H184ZM199 210V209H197ZM244 210V209H243ZM13 211H16V212H13ZM123 211V210H122ZM216 211V210H215ZM240 211V210H239ZM247 211V210H246ZM55 212V211H54ZM53 212V213H54ZM100 212V211H99ZM118 212V211H117ZM120 212V211H119ZM118 212V214H119ZM125 212V211H124ZM131 212V211H130ZM194 212V211H193ZM126 213V212H125ZM150 213H153L151 210L149 211H141L139 212V214H134L132 215V219L134 221V224L135 226L145 232L146 234H149V233H153V232H157V233H163V230H160V229H157V228H154V225L152 223L150 224H146V225H141L140 223H142V221L144 222L146 219H150L152 218L151 216H149ZM3 214V215H4ZM56 214V213H55ZM180 214H183V213H180ZM240 214H242V211H240ZM0 215V216H1ZM70 215H73L75 216V218ZM81 215V216H80ZM124 216H126V214H123ZM122 215V216H123ZM136 215V216H135ZM219 215V214H218ZM235 215V214H234ZM120 216V215H118ZM183 216V215H182ZM188 216H190L188 214ZM188 216H185V218H187L188 220ZM40 217V219H39ZM78 217V218H76ZM93 217V216H92ZM92 217H90V219L88 218V221L85 219V224L83 225V227H85V225H88V223L91 221ZM137 217V218H136ZM177 217V216H176ZM241 217V216H240ZM5 218V217H4ZM49 218V217H48ZM140 218V220L142 219V221H140V223L138 222V219ZM179 218V217H178ZM181 218V217H180ZM7 219V218H6ZM175 219V218H174ZM3 220V219H2ZM177 220V219H175ZM182 220V219H181ZM187 220H183V221H187ZM248 220V219H247ZM99 221V220H98ZM147 221V220H146ZM145 221V222H146ZM152 221V220H151ZM121 222V221H120ZM243 222V221H242ZM1 223V222H0ZM5 223V222H4ZM3 223V224H4ZM8 223V222H7ZM104 224L106 222H103ZM117 223V222H116ZM149 223V222H148ZM11 224V225H12ZM127 224V223H126ZM129 224V223H128ZM184 224H186V222H184ZM7 225V224H6ZM81 225V224H80ZM120 225H124L123 222L120 223ZM211 225V224H210ZM2 226V225H0ZM5 226V225H4ZM3 226V227H4ZM8 226V225H7ZM10 226V225H9ZM25 226V227H24ZM82 226V225H81ZM104 225L102 224V227ZM110 226V225H109ZM183 226V225H182ZM212 226V225H211ZM101 227V226H100ZM108 227V226H107ZM176 227V226H175ZM179 227V226H177ZM204 227V226H203ZM201 226V228H203ZM206 227V226H205ZM204 227V228H205ZM69 228V227H68ZM200 228V227H199ZM203 228V229H204ZM202 229V230H203ZM6 230V229H4ZM178 230L179 228H176L175 230H171L169 231L168 233H165L166 236L169 238V239H174L175 237H181L182 239H185V240H188L192 234L190 231H185L183 233H178ZM209 230V228H208ZM9 231V230H8ZM27 231H34L35 233V237L36 240H32L33 238L30 235V232L28 233ZM201 231V230H200ZM96 232H99V231H96ZM55 233V232H53ZM214 234V233H213ZM10 235V236H9ZM104 235H102L101 237H103ZM204 236H197L198 238V241H202V243H204L205 245L207 246H210L212 248H217V246H220V243L219 241H215V240H210L207 239L206 237L203 238ZM216 237V236H215ZM148 241H151V239L147 238ZM213 239V238H212ZM153 240V239H152ZM257 240V238H256ZM255 241V240H254ZM46 242V241H45ZM260 242V241H259ZM91 243H93L91 241ZM101 242L100 241H95L94 244L95 245H99ZM233 244V243H232ZM230 243V245H232ZM51 245V244H50ZM252 245V243H251ZM254 245V244H253ZM252 245V247H253ZM17 246H19V248H17ZM21 246V247H20ZM264 246V244H263ZM33 248L32 250L35 252V253H38L40 258H29V257H25L27 253H24V251L28 250L29 248ZM251 247V249H252ZM256 247V246H254ZM259 247V246H258ZM27 248V249H26ZM257 248V247H256ZM264 248V247H263ZM26 249V250H25ZM24 250V251H23ZM30 250V249H29ZM163 250V249H162ZM255 250V248H254ZM262 252H263V249H261ZM56 251V250H55ZM253 251V250H251ZM163 252V251H162ZM23 253V254H22ZM251 253V252H249ZM20 254L24 255V256H20ZM258 254V252H257ZM35 255V254H34ZM149 255V254H148ZM248 255V254H247ZM252 255V254H251ZM250 255V256H251ZM150 256V255H149ZM198 256V255H197ZM42 257V258H41ZM153 257V258H152ZM151 258L154 259V261L156 263H161L163 261H169L167 257V253H162L160 254L159 256L157 257H154L152 256ZM15 258V257H14ZM203 256H200V258L198 257L196 261H191L190 264H212L211 260H206L204 261L203 259ZM37 259V260H36ZM50 259V258H49ZM55 259V258H54ZM53 260V259H52ZM21 261V262H22ZM41 263H40V262ZM49 262V261H48ZM170 262V261H169ZM20 263V262H19ZM34 263V261H33ZM24 264V263H23ZM28 264H31L30 262ZM174 264H177L176 261H174ZM241 264H264V255L261 254H258V255H253L252 257H249L248 256H244L243 258H241Z\"/></svg>",
    "mask_w": 264,
    "mask_h": 264
}]
</instances>
